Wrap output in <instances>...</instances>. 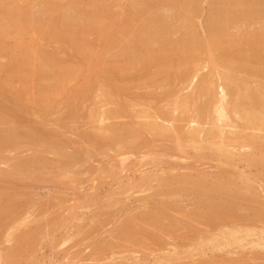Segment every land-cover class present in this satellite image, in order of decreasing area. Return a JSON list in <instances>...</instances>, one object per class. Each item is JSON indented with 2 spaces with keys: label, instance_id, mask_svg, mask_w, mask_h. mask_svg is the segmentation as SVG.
Listing matches in <instances>:
<instances>
[{
  "label": "rangeland",
  "instance_id": "374dc122",
  "mask_svg": "<svg viewBox=\"0 0 264 264\" xmlns=\"http://www.w3.org/2000/svg\"><path fill=\"white\" fill-rule=\"evenodd\" d=\"M235 1L0 0V264H264V54L215 49L264 0Z\"/></svg>",
  "mask_w": 264,
  "mask_h": 264
},
{
  "label": "bare ground",
  "instance_id": "6f19581e",
  "mask_svg": "<svg viewBox=\"0 0 264 264\" xmlns=\"http://www.w3.org/2000/svg\"><path fill=\"white\" fill-rule=\"evenodd\" d=\"M48 1V0H47ZM150 1V0H149ZM227 1V0H226ZM234 3L235 2H237V1H235V0H232ZM244 1H246V0H244ZM252 1V0H251ZM229 3H231L230 1H228ZM238 2H240V1H238ZM254 1H252V3H253ZM234 3H232V5L234 4ZM246 3V2H245ZM250 3V2H249ZM252 3H251V5H252ZM148 4H150V2L148 3ZM156 4V3H155ZM157 4H159V3H157ZM156 4V5H157ZM227 4V9H228V3H226ZM236 4V3H235ZM258 4H260V3H258ZM216 5V4H215ZM230 5V4H229ZM247 5H248V3H247ZM11 6H12V4H11ZM18 6V5H17ZM154 6V5H153ZM223 6V5H222ZM234 6H236V5H233V7L232 8H234ZM261 6V5H260ZM223 7H225V5L223 6ZM222 7V10L223 9H225V8H223ZM237 7L238 6H236V9H237ZM248 7V6H247ZM252 7H253V5H252ZM216 8H218V7H216ZM240 8V7H239ZM238 8V9H239ZM253 8H255L256 9V6L255 7H253ZM221 9V8H220ZM227 9L226 10H221L222 11V13L224 12L225 13V15L227 14V15H230V11L229 12H227L226 13V11H227ZM242 9V8H241ZM245 9V8H244ZM229 10V9H228ZM240 10V9H239ZM253 10V9H252ZM252 10L250 11V9H249V11H250V13H249V11H247V9H246V11L249 13L248 15H250V14H252L251 12H252ZM257 10V9H256ZM217 12H215V13H217L218 14V10H216ZM221 11H219V12H221ZM243 11V10H242ZM254 11V10H253ZM232 12V11H231ZM234 12V11H233ZM14 13H15V11H14ZM214 13V14H215ZM257 13V12H256ZM256 13H254L253 12V15L255 14L256 15ZM243 15H245V13H244V11H243V13H242ZM6 15V14H5ZM219 15V14H218ZM232 15V14H231ZM248 15H246V16H248ZM7 16V15H6ZM220 16V15H219ZM222 17H225V16H223V14H222ZM253 17V16H252ZM251 17V18H252ZM221 18V17H220ZM228 18V17H227ZM152 19V18H151ZM150 19V20H151ZM153 20V19H152ZM4 21V20H3ZM157 21V20H156ZM154 22V21H153ZM161 25V24H160ZM218 26V25H217ZM162 27V26H161ZM149 28H151V27H149ZM163 28V27H162ZM77 31V30H76ZM82 31V30H81ZM80 31V32H81ZM44 32V31H43ZM77 32H79V31H77ZM39 33V32H38ZM86 33V32H85ZM40 34V33H39ZM76 34V33H75ZM83 34V33H82ZM159 34V33H158ZM218 34V33H217ZM251 34V33H250ZM249 34V37H248V39H243V37H242V41L244 40V42H245V40H247L245 43H247L248 45H249V47L248 48H242L240 45V43H242L241 41H240V39H233V41H231V42H229V43H224V44H219L218 45V47L216 46V44H215V49L217 48L218 50V54H222V56L224 57H227L228 55L230 56V61H231V56H232V61H235V60H237V58H240V57H242V58H240L241 60L243 59V57L246 59L245 61H248L249 59H251L253 56H256V55H258V54H260V53H262L263 52V54H264V36H262V34H260V33H257V34H254V33H252L251 35ZM260 34V35H259ZM222 35V34H221ZM38 36V35H37ZM71 36V35H70ZM79 36V35H78ZM78 36H76V37H78ZM216 36V35H215ZM246 36V35H245ZM263 37V39H262V37ZM88 37V36H87ZM41 38V37H40ZM55 38V37H54ZM86 38V37H85ZM240 38V37H239ZM39 39V38H38ZM59 39V38H58ZM72 39V38H71ZM61 39H59V41H60ZM80 39H78V41H79ZM82 40H84V39H82ZM217 40V39H216ZM218 40H220V39H218ZM62 42L64 41L63 39L61 40ZM230 41V40H229ZM81 42V41H80ZM79 42V43H80ZM219 42V41H218ZM223 42H224V40H223ZM226 42H228V41H226ZM245 43H243V45L245 44ZM33 44V43H32ZM31 44V45H32ZM213 44V45H214ZM212 45V46H213ZM33 46V45H32ZM212 46H210V47H212ZM245 46H247L246 44H245ZM31 49H32V47H30ZM78 48V47H77ZM241 48H242V50H241ZM37 49V48H36ZM35 49V50H36ZM45 49V48H44ZM39 50V49H38ZM43 50V49H42ZM46 50V49H45ZM48 50V49H47ZM80 50V49H79ZM213 50H214V47H213ZM190 51V50H189ZM35 52V51H34ZM38 52V51H37ZM164 53V52H163ZM194 53V52H193ZM166 54H169V53H166ZM171 54V53H170ZM187 54V53H186ZM234 54H236V55H239V57H237L235 60H234V58H233V56H234ZM32 55V54H31ZM31 55H29V57H32ZM173 55V54H172ZM171 55V57H173ZM35 56V55H34ZM156 56V55H155ZM155 56H151V59H152V57L154 58ZM259 56V55H258ZM164 56H162V58H163ZM174 57H175V55H174ZM260 57H261V55H260ZM35 58V57H34ZM162 59L161 58V56H158V57H156V58H154L153 60H155V59ZM165 58H166V56H165ZM183 58H185L184 56H183ZM258 57H256V59H257ZM30 59V58H29ZM33 59V58H32ZM239 59V60H240ZM259 60L261 59V58H258ZM257 59V60H258ZM153 60H152V63H154L153 62ZM158 60V63H160L161 61H159ZM176 60V59H175ZM174 60V58H166L165 60H163L162 59V61L164 62V67H165V70H164V74H165V79L167 78H169V77H171V78H169V80H168V82L169 81H172V78L173 79H175L173 76L174 75H172V71H174V70H172L171 71V69H172V67L175 65V64H177L178 62H176ZM264 60V59H263ZM29 61V60H28ZM174 61H175V64H174ZM184 61V60H183ZM185 61H186V59H185ZM249 61H253V60H249ZM144 62V61H143ZM142 62V63H143ZM148 62H150L151 63V60H150V58H149V61ZM187 62V61H186ZM238 62V61H237ZM254 62V61H253ZM252 62V63H253ZM260 62V61H259ZM27 63V62H26ZM152 63H151V65H152ZM231 63H233V62H231ZM249 63V62H248ZM144 64H146V61L144 62ZM149 63H147V65H148ZM181 64V63H180ZM180 64L178 65V66H180ZM246 64V63H245ZM255 64V63H254ZM258 64V62H256V65ZM131 65V64H130ZM251 65V64H250ZM35 66V65H34ZM246 66V65H245ZM248 66V65H247ZM258 66V65H257ZM29 67V66H28ZM148 67H150V66H148ZM175 67H177V66H174V68ZM254 67H256L255 65H253V68L251 67V68H249V66H248V69L249 70H251V69H253L252 71L254 72ZM189 68V67H188ZM262 68V67H261ZM163 69V68H162ZM161 69V70H162ZM178 69V68H177ZM256 69H257V67H256ZM255 69V70H256ZM259 70H260V68H258ZM108 70V69H107ZM110 70V69H109ZM113 70V69H112ZM116 70H118V69H116ZM192 70H193V68H192ZM191 70V71H192ZM148 71V70H147ZM176 71V70H175ZM174 71V73H176ZM189 71V70H188ZM251 71V72H252ZM113 72V71H112ZM149 72V71H148ZM184 72V71H183ZM182 72V76L180 75V77H178V76H175L176 78L178 77V78H182L183 76V78H187V76L189 75V74H187V73H189V72H186V70H185V72L183 73ZM260 72H264L263 70L262 71H260ZM260 72H258V73H260ZM27 73V72H26ZM111 73V72H110ZM159 73V72H158ZM160 73H162V72H160ZM159 73V74H160ZM149 74V73H148ZM185 74H186V76H185ZM262 74V73H261ZM260 74V75H261ZM36 75V74H35ZM127 75V74H126ZM191 75V74H190ZM105 76V75H104ZM125 76V75H124ZM123 76V77H124ZM147 76V75H146ZM150 76V75H149ZM197 75H196V73L193 75V77H192V80H194L195 79V77H196ZM262 76H264L263 74H262ZM120 77V76H119ZM153 76H151V78H152ZM104 78H107V77H104ZM104 78H103V80H104ZM110 78V77H109ZM114 78V77H113ZM121 78V77H120ZM147 78V77H146ZM190 78V77H189ZM64 79V78H63ZM115 79V78H114ZM113 79V80H114ZM117 79H119V78H117ZM122 79V78H121ZM127 79H128V77H127ZM156 79V78H155ZM164 79V80H165ZM107 80V79H106ZM110 80V79H109ZM112 80V79H111ZM110 80V81H111ZM163 80V79H162ZM134 81V80H133ZM151 81H152V79H151ZM165 81H167V80H165ZM114 82V81H113ZM150 82V81H149ZM148 82V83H149ZM174 82V81H173ZM69 83V82H68ZM122 83H125V82H122ZM171 83V82H170ZM105 85H107L106 83H104ZM116 84H118V83H116ZM129 84V83H128ZM166 84V83H165ZM66 85V84H65ZM120 85V84H119ZM225 85L228 87V91H229V93L230 94H232V92H235L234 91V89H233V85H231L230 83H225ZM58 86H60L59 84H58ZM57 86V87H58ZM66 86H68V85H66ZM122 86V85H121ZM171 86H172V84H171ZM61 87V86H60ZM133 87V86H132ZM165 87V86H164ZM203 87L205 88V89H202V91L204 90V92L207 94V96L210 98V101L212 100H216L217 98L215 97L216 95H215V93H214V90H213V88H212V85H209L208 83H204L203 84ZM59 88V87H58ZM64 88V87H63ZM117 88H118V86H117ZM125 88H126V85H125V87H123V88H119V91H121V92H123L124 90H125ZM128 88V87H127ZM202 88V87H201ZM111 89V88H110ZM236 90H237V88H235ZM28 90V89H27ZM44 90V89H43ZM59 90V89H58ZM62 90V89H61ZM66 90V89H65ZM68 90V89H67ZM127 90V89H126ZM129 91V90H128ZM169 91V90H168ZM62 92V91H61ZM169 93V92H168ZM252 93H254V91L252 92ZM112 94H114V92H112ZM123 94H124V92H123ZM227 94L228 93H226V95H223L219 100H217L218 101V108L216 109V111L217 112H219V115H220V117H228V114H231V112H232V110H234V112L236 111L237 113H239V114H243L245 117H246V121L248 122V124L249 125H251L252 127H256V126H258L259 125V123L260 122H262V118L261 117H259L257 114H255V113H253V112H247L246 111V107H245V103L243 102V100H241V98L240 99H238V100H236V101H233L232 103H228V102H226V96H227ZM229 94V95H230ZM234 94V93H233ZM241 94V93H240ZM250 94V93H249ZM24 95H26V94H24ZM109 95V94H108ZM119 95H120V93H119ZM243 95V94H242ZM252 95V94H251ZM55 96V95H54ZM70 96V95H69ZM116 96V95H115ZM50 97V96H49ZM114 97V96H113ZM47 98V97H46ZM52 98H54V97H52ZM51 98V99H52ZM152 98V97H151ZM196 98V97H195ZM216 98V99H215ZM247 98V97H246ZM48 99V98H47ZM58 99V98H57ZM56 99V100H57ZM23 100V99H22ZM55 100V101H56ZM49 101V100H48ZM18 102V101H17ZM50 102V101H49ZM249 102V101H248ZM207 103V102H206ZM215 103V102H214ZM216 104V103H215ZM214 104V105H215ZM250 104V103H249ZM50 105V104H49ZM125 105V104H124ZM247 105V104H246ZM251 105V104H250ZM22 107H24V105H21V108ZM47 107V106H46ZM250 107V106H249ZM252 108H259V107H261L262 108V110L264 111V93H260V94H253V103H252V106H251ZM21 108H19V109H21ZM25 108V107H24ZM35 108V107H34ZM36 108H38V107H36ZM51 108V107H50ZM53 108V107H52ZM41 109V108H40ZM199 109V108H198ZM25 110V109H24ZM38 110V109H37ZM43 110H44V108H43ZM253 110H255V109H253ZM38 111H41V110H38ZM46 111H48V109L47 110H44L43 112H46ZM119 111H121V110H119ZM204 111V110H203ZM231 111V112H230ZM0 112H1V110H0ZM42 112V111H41ZM122 112V111H121ZM230 112V113H229ZM21 114V113H20ZM47 114V113H46ZM74 114V113H73ZM264 114V113H263ZM218 115V114H217ZM18 116V115H17ZM24 117V116H23ZM6 118V117H5ZM22 122V121H21ZM23 123V122H22ZM248 125V126H249ZM152 127V126H151ZM121 130H122V128H120ZM119 129V130H120ZM132 129H134V128H132ZM217 129V128H216ZM118 130V129H117ZM116 130V131H117ZM125 130V129H124ZM126 130H129V129H126ZM135 130V129H134ZM134 130L132 131V135H133V133H134V135H137L135 132H134ZM138 130V129H137ZM153 130H155L157 133H161V134H165V133H170V130H168L166 127H164V126H162L161 124H159V123H154L153 124ZM116 131H115V133H116ZM136 131V130H135ZM139 131V130H138ZM15 132V131H14ZM114 133V134H115ZM113 134V135H114ZM117 134V133H116ZM129 134H131V128H130V131L128 132V135ZM120 135V134H119ZM117 136V135H116ZM111 137V136H110ZM113 137V136H112ZM119 137V136H118ZM122 137V136H121ZM123 137H125V136H123ZM11 138V137H10ZM133 137H131V139H130V137H129V139H128V137H127V139H126V143L125 142H122L121 140H122V138H120V141H121V143L123 144V145H125V146H127L126 148H131V149H133V148H135V143H134V138L132 139ZM178 138H180V137H178ZM257 137H255V139H256ZM112 139H114V138H112ZM180 139H182V138H180ZM251 139V141H252V138H250ZM116 140V139H115ZM128 140V141H127ZM136 140V139H135ZM179 140V139H178ZM180 141V140H179ZM178 141V142H179ZM249 141V140H248ZM199 142V141H198ZM252 142H254V141H252ZM15 143V142H14ZM133 144H134V146H133ZM137 144V143H136ZM121 145V144H120ZM122 145V146H123ZM124 146V147H125ZM133 147V148H132ZM216 149V148H215ZM257 155V154H256ZM39 157V156H38ZM261 157V156H260ZM263 157H264V154H263ZM37 159H40V157L39 158H37ZM31 160V159H30ZM264 160V159H263ZM33 161V160H32ZM30 163H32V162H30ZM24 166H25V164H24ZM212 199H214V198H212ZM230 209V208H229ZM2 213V212H1ZM229 216V215H228ZM214 221V220H213ZM4 222V221H3ZM1 223H2V221H1ZM7 223V222H6ZM3 225V224H2ZM130 226V225H129ZM128 226V227H129ZM1 228V227H0ZM235 235V234H234ZM237 237V236H236ZM235 237V238H236ZM18 250V249H17ZM16 253V252H15Z\"/></svg>",
  "mask_w": 264,
  "mask_h": 264
}]
</instances>
